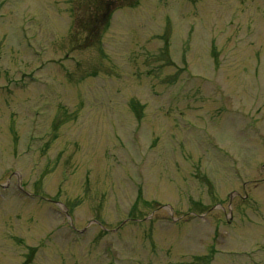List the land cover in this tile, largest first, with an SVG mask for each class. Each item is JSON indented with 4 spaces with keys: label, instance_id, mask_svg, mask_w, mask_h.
<instances>
[{
    "label": "rangeland",
    "instance_id": "rangeland-1",
    "mask_svg": "<svg viewBox=\"0 0 264 264\" xmlns=\"http://www.w3.org/2000/svg\"><path fill=\"white\" fill-rule=\"evenodd\" d=\"M0 264H264V0H0Z\"/></svg>",
    "mask_w": 264,
    "mask_h": 264
}]
</instances>
